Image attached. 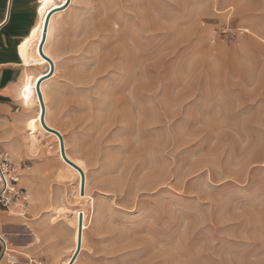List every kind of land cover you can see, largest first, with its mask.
Instances as JSON below:
<instances>
[{
    "label": "rangeland",
    "instance_id": "rangeland-1",
    "mask_svg": "<svg viewBox=\"0 0 264 264\" xmlns=\"http://www.w3.org/2000/svg\"><path fill=\"white\" fill-rule=\"evenodd\" d=\"M50 49L53 125L94 199L75 264H264V0H76ZM25 161L4 264H59L76 183L51 135Z\"/></svg>",
    "mask_w": 264,
    "mask_h": 264
},
{
    "label": "crops",
    "instance_id": "crops-1",
    "mask_svg": "<svg viewBox=\"0 0 264 264\" xmlns=\"http://www.w3.org/2000/svg\"><path fill=\"white\" fill-rule=\"evenodd\" d=\"M75 1L71 0L65 8L56 10L51 15V20L58 21L68 14ZM45 6L46 0H0V146L13 153L16 160H25L30 153L25 123L34 114V111L24 107L22 101L23 80L27 74H38L46 69L45 66L26 60L24 56L43 18ZM6 217L5 214L4 218ZM11 225L12 223L3 220L0 229H5L6 232ZM3 242L5 252L3 255L1 243L0 264H4L8 251V241Z\"/></svg>",
    "mask_w": 264,
    "mask_h": 264
},
{
    "label": "bare ground",
    "instance_id": "bare-ground-1",
    "mask_svg": "<svg viewBox=\"0 0 264 264\" xmlns=\"http://www.w3.org/2000/svg\"><path fill=\"white\" fill-rule=\"evenodd\" d=\"M67 6V0H46V6L43 11V18L40 21V25L34 33V37L32 41L29 42V50L25 51L26 60L33 62L38 65H45L46 69L40 71L38 74H27L23 80V86L21 90L22 101L25 108L29 111H34V114L27 120V127L29 129V150L32 153H36L39 151L41 146L42 137L45 135H51L56 140V150L58 152V156L60 161L63 163L65 170L60 173V178L63 177L66 181L73 180L76 185V193L74 194L75 198L73 202L74 206L69 205H59L56 207L53 215L50 218L51 223H59L61 221H66L67 224L73 228V240H74V248L72 253L61 260L59 264H70L72 261V256L77 249L79 242V231H80V220L82 218V242L81 249L84 247V238H85V230L88 228V211L86 205H93L94 199L88 194V176L86 174V165L82 159L73 157L68 149L67 141L63 132L60 129H57L53 125V121L51 118V111L47 103V93L45 90V86L48 80L54 76L57 70V65L55 59L53 57L52 51L50 49L52 44V38L55 31V20H49L47 32L45 31V25L47 22V16L49 14H53L56 10L65 8ZM55 17V16H54ZM46 34V40L43 43L44 35ZM43 43V45H42ZM41 46L43 52L46 56L53 59L55 63V68L53 74L49 76V71L51 68L50 61L44 56L41 52ZM26 49V48H25ZM28 49V48H27ZM132 67V66H131ZM40 83V90L38 89V84ZM41 96L43 97V101L45 103V109L42 104ZM46 126L50 128H54L58 130L63 138H64V147H65V156L62 153V146L60 142V137L52 132L48 131ZM52 147V146H51ZM73 162H69V161ZM85 173V185L83 183V175L82 171ZM25 176L20 178V183L23 184L22 179ZM63 180V179H62ZM84 185V191H82ZM31 194V192H30ZM87 204H83V203ZM6 214V213H5ZM4 213L0 212V224H2V217ZM25 217V216H23ZM0 239H3L5 242L4 234L0 229ZM5 244V243H4ZM80 249V251H81ZM80 254V253H79ZM78 254V255H79ZM78 257V256H77ZM77 257L75 261L77 260ZM74 261V263H75ZM73 263V264H74Z\"/></svg>",
    "mask_w": 264,
    "mask_h": 264
},
{
    "label": "built area",
    "instance_id": "built-area-1",
    "mask_svg": "<svg viewBox=\"0 0 264 264\" xmlns=\"http://www.w3.org/2000/svg\"><path fill=\"white\" fill-rule=\"evenodd\" d=\"M30 169L31 165L25 160H20L18 165L11 152L0 146V212L14 211L20 216H26L29 213L31 194L28 188L20 183V178ZM1 243L4 255L3 239H0Z\"/></svg>",
    "mask_w": 264,
    "mask_h": 264
},
{
    "label": "water",
    "instance_id": "water-1",
    "mask_svg": "<svg viewBox=\"0 0 264 264\" xmlns=\"http://www.w3.org/2000/svg\"><path fill=\"white\" fill-rule=\"evenodd\" d=\"M70 1H71V0H67V5L70 3ZM51 15H52V14H49V15L47 16V22H46V25H45V31H46V32H47L48 23H49V20H50ZM45 40H46V34L44 35L43 43H44ZM43 43H42V45H43ZM41 52H42V54H43L44 56H46V55L44 54V52H43L42 46H41ZM46 58L50 61V64H51V68H50V71H49V76H50L51 74H53V71H54V68H55V63H54L53 59H51L50 57L46 56ZM40 83H41V82H39V84H38V89H39V90H40ZM41 100H42L43 107H44V109H45V103H44V101H43V97H42V96H41ZM46 128H47L48 131H52V132L56 133V134L60 137V142H61V146H62V153H63V155L65 156L64 138H63L62 134H61L58 130H56V129H54V128H50V127H48V126H46ZM68 161H69V160H68ZM69 162H71V161H69ZM71 163H73V162H71ZM80 170L82 171V175H83V183H84V185H85V173L83 172V170H82L81 168H80ZM84 185H83V189H82V191H84ZM82 227H83V224H82V218H81V220H80V231H79V242H78L77 249L75 250V252H74V254H73V256H72V261H71L70 264H73V263H74L76 257H77L78 254L80 253L81 242H82ZM2 256H3V255H2Z\"/></svg>",
    "mask_w": 264,
    "mask_h": 264
}]
</instances>
